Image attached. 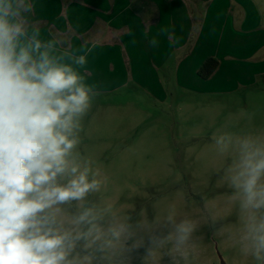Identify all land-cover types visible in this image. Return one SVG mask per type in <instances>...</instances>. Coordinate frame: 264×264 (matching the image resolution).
Segmentation results:
<instances>
[{
  "label": "clouds",
  "instance_id": "clouds-1",
  "mask_svg": "<svg viewBox=\"0 0 264 264\" xmlns=\"http://www.w3.org/2000/svg\"><path fill=\"white\" fill-rule=\"evenodd\" d=\"M34 10V0H0V264H199L198 218L175 203L134 217L104 199L106 180L81 151L99 95L88 80L97 42L74 49L67 34L45 35ZM212 140L227 195L211 226L224 246L264 264V129Z\"/></svg>",
  "mask_w": 264,
  "mask_h": 264
},
{
  "label": "rangeland",
  "instance_id": "rangeland-1",
  "mask_svg": "<svg viewBox=\"0 0 264 264\" xmlns=\"http://www.w3.org/2000/svg\"><path fill=\"white\" fill-rule=\"evenodd\" d=\"M227 69L224 87L182 77L179 86L172 80L153 92L134 77L100 90L83 122L81 151L106 180L104 199L131 206L134 217L144 209L152 219L175 203L198 218L204 243L199 264H220V258L250 264L224 246L211 226L227 195L218 175L225 158L217 155L212 136L264 129V65ZM131 264H140L139 257Z\"/></svg>",
  "mask_w": 264,
  "mask_h": 264
},
{
  "label": "crops",
  "instance_id": "crops-1",
  "mask_svg": "<svg viewBox=\"0 0 264 264\" xmlns=\"http://www.w3.org/2000/svg\"><path fill=\"white\" fill-rule=\"evenodd\" d=\"M34 3V17L45 35L67 34L74 49L97 42L88 57V80L99 91L135 78L153 92L172 80L179 86L182 77L224 87L228 66L239 71L264 65V58L245 62L264 54V0ZM165 27L169 35H159ZM153 36L160 41L158 47L149 46ZM133 38L135 44L130 43Z\"/></svg>",
  "mask_w": 264,
  "mask_h": 264
},
{
  "label": "water",
  "instance_id": "water-1",
  "mask_svg": "<svg viewBox=\"0 0 264 264\" xmlns=\"http://www.w3.org/2000/svg\"><path fill=\"white\" fill-rule=\"evenodd\" d=\"M220 264H224V262L222 261V259L220 258Z\"/></svg>",
  "mask_w": 264,
  "mask_h": 264
}]
</instances>
